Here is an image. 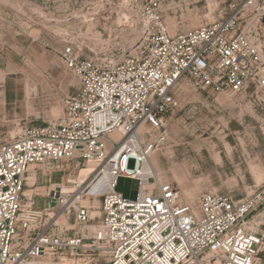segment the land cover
<instances>
[{
  "label": "built area",
  "instance_id": "obj_1",
  "mask_svg": "<svg viewBox=\"0 0 264 264\" xmlns=\"http://www.w3.org/2000/svg\"><path fill=\"white\" fill-rule=\"evenodd\" d=\"M118 1L115 14L88 12L83 28L95 39L125 32L119 49L97 51L86 34L60 42L59 57L79 82L63 117L0 144V264H49L91 251L87 242L98 259L108 253L106 264H264V236L251 223L264 210V186L243 199L204 194L194 208L152 165L182 82L208 94L251 93L264 106V0H226V17L175 35L162 0ZM90 164L89 179L79 172L70 190L55 185L44 208L37 193L26 194L31 168L52 167L53 175ZM119 178L134 182L130 199L117 192ZM95 186L101 211L92 225L83 202ZM71 217L80 228L73 236L61 224Z\"/></svg>",
  "mask_w": 264,
  "mask_h": 264
},
{
  "label": "rangeland",
  "instance_id": "obj_2",
  "mask_svg": "<svg viewBox=\"0 0 264 264\" xmlns=\"http://www.w3.org/2000/svg\"><path fill=\"white\" fill-rule=\"evenodd\" d=\"M163 15L171 35L196 30L226 17V0H162ZM118 0H0V144L11 143L28 127L44 126L63 117L65 103L77 93L79 82L59 57L60 42L86 34L88 12L105 15L119 10ZM126 33L103 31L101 38L84 36L86 44L100 43L97 51L119 49ZM123 47L128 50L126 42ZM93 45V44H92ZM94 46V45H93ZM92 47V46H91ZM177 109L167 115L163 142L152 155L160 164L163 182L176 185L183 199L196 208L204 194L253 196L264 186V106L251 93L208 94L184 81L177 89ZM96 166L95 164H90ZM36 166V186L49 188L77 178L87 168ZM134 162L130 163V168ZM135 184L119 178L117 192L133 196ZM33 193H41L35 191ZM91 191V190H90ZM89 191V193H90ZM38 208L49 199H36ZM98 223L101 200L88 195L83 202ZM254 230L264 236V210L251 218ZM61 224L73 236L80 228L73 217ZM87 252H65L49 264H106L91 242ZM96 253V254H95Z\"/></svg>",
  "mask_w": 264,
  "mask_h": 264
},
{
  "label": "bare ground",
  "instance_id": "obj_3",
  "mask_svg": "<svg viewBox=\"0 0 264 264\" xmlns=\"http://www.w3.org/2000/svg\"><path fill=\"white\" fill-rule=\"evenodd\" d=\"M152 165H153V168L154 170L156 171V173L158 172V170L160 169V164H159V161L156 157L153 156V159H152ZM95 173V167L94 165H88L87 168H84L80 171V174H81V177L79 178L80 181L84 182V180L86 178L89 179V177H91L93 174ZM158 176L160 177V173H157ZM35 170L34 168H31L30 169V174L27 178V189H26V194L27 196H32L33 194V188H36L35 191L36 192H41V193H38V196H42V197H45L47 196L48 194V191L49 190H53L54 188H57L55 185L51 184V186L49 188L45 187V186H36V183H35ZM70 182V181H69ZM68 181L65 180V182L61 185V188L64 190V191H67V190H70L72 187H69L67 185ZM102 191V188L101 186H95L93 188V191L92 193L90 194V196L92 197H96L98 198V195L101 193ZM90 209L92 211H94L93 213H95V210L96 208L92 205L90 206ZM217 264V263H216Z\"/></svg>",
  "mask_w": 264,
  "mask_h": 264
}]
</instances>
